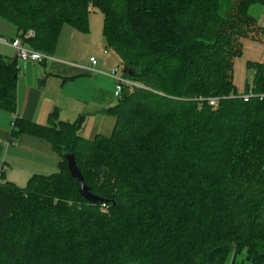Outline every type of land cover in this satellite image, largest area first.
<instances>
[{"label":"trees","instance_id":"obj_1","mask_svg":"<svg viewBox=\"0 0 264 264\" xmlns=\"http://www.w3.org/2000/svg\"><path fill=\"white\" fill-rule=\"evenodd\" d=\"M264 0H0V19L51 56L64 27L103 17L120 60L110 136L75 122L15 116L11 137L50 144L61 161L24 187L0 182V264H264V64L243 95L232 81L241 39L264 40L252 15ZM20 68L0 54V110L16 113ZM209 98H218L216 109ZM73 156L89 192L70 176ZM106 209L103 213L101 210Z\"/></svg>","mask_w":264,"mask_h":264},{"label":"crops","instance_id":"obj_2","mask_svg":"<svg viewBox=\"0 0 264 264\" xmlns=\"http://www.w3.org/2000/svg\"><path fill=\"white\" fill-rule=\"evenodd\" d=\"M251 13L257 25L264 29V5L253 7ZM16 33L13 26L0 19V38L11 42ZM63 33L65 41H68L64 49L60 45ZM79 34L82 33L64 27L49 59L39 64H19L16 113L12 115L0 110V182L24 187L33 175L56 173L61 161L50 144L42 139L28 135L12 139L13 116L40 125L52 124V112H56L58 121L62 122H75L83 117L78 134L86 139L112 132L115 120L105 110L116 103L113 97L115 81L107 74L113 68L119 69L120 60L115 53L116 56H112L107 50L100 52L96 46L87 48L91 52L95 50V55L90 53L88 59L81 57L80 53L87 45ZM241 45V55L233 60L232 70V81L238 95L244 93L246 82L252 78L246 63L264 64V40L241 39ZM0 54L15 58V51L9 45L0 44ZM90 58L96 60L95 72L88 70Z\"/></svg>","mask_w":264,"mask_h":264},{"label":"built area","instance_id":"obj_3","mask_svg":"<svg viewBox=\"0 0 264 264\" xmlns=\"http://www.w3.org/2000/svg\"><path fill=\"white\" fill-rule=\"evenodd\" d=\"M35 33L32 30H29L25 34L19 33L11 42H8L7 40L0 38V44L3 45H9L11 48L15 51V58L18 61V66L22 62H32L35 64H39L44 62L45 60L49 59L50 57L44 53L35 51L31 48H29L25 40L34 37ZM91 63V67L88 68V70L95 72L94 66L96 65L95 58L89 59ZM115 81V87L113 91V97L115 100H118L121 97L122 90L124 86H136L133 82L128 80L124 77L121 73H119L118 68H113L111 71L107 74ZM254 96L251 92L245 95H241L244 101H247L249 98ZM209 106H211L213 109H216L219 103L218 98H209L207 100ZM15 116H13V119Z\"/></svg>","mask_w":264,"mask_h":264},{"label":"rangeland","instance_id":"obj_4","mask_svg":"<svg viewBox=\"0 0 264 264\" xmlns=\"http://www.w3.org/2000/svg\"><path fill=\"white\" fill-rule=\"evenodd\" d=\"M1 21H3V20H1ZM3 22L7 23L5 21H3ZM102 29H103V17H102V14L100 13V11L98 9L90 7L89 8V16H88V35L82 36L83 34H79V35H81L83 41L87 45L85 47V50H83V52L80 53V54H82L81 57H83L85 59H88L90 53L95 55V52H94L95 50H93L91 52L90 46H96L100 52L107 50L110 55L116 56L114 54V52L112 50H110L106 46L104 38H103ZM65 37H66V35L63 33L62 36H61V42H60V45L63 46V49L68 44V41H65ZM59 41H60V39H59ZM89 44H93V45H89ZM87 48H90V49H87ZM7 56H10V55L7 54ZM118 66H119V72L122 74V66L120 65L119 61H118ZM110 135H111V133L108 132L106 136H110ZM89 138H93V137H89ZM101 211L103 213H105L107 210L106 209H102Z\"/></svg>","mask_w":264,"mask_h":264},{"label":"water","instance_id":"obj_5","mask_svg":"<svg viewBox=\"0 0 264 264\" xmlns=\"http://www.w3.org/2000/svg\"><path fill=\"white\" fill-rule=\"evenodd\" d=\"M66 161H67V168H68V171L70 173V176L73 179H76L79 183V193L83 197V199H85L87 202H90L92 204L101 203V200L98 197L92 195L89 192L88 188L85 186L82 175L80 174V172L76 166V163L74 161L73 156H71V155L66 156Z\"/></svg>","mask_w":264,"mask_h":264}]
</instances>
